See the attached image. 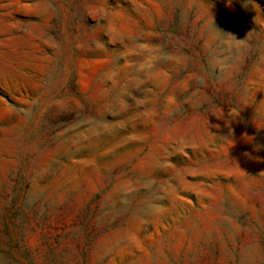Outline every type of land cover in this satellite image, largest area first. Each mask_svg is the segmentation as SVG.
<instances>
[{
  "label": "rangeland",
  "instance_id": "1",
  "mask_svg": "<svg viewBox=\"0 0 264 264\" xmlns=\"http://www.w3.org/2000/svg\"><path fill=\"white\" fill-rule=\"evenodd\" d=\"M0 264H264V0H0Z\"/></svg>",
  "mask_w": 264,
  "mask_h": 264
}]
</instances>
